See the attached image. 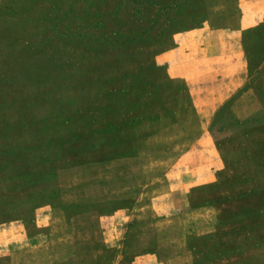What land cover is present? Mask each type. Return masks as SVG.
I'll return each mask as SVG.
<instances>
[{
	"label": "rangeland",
	"instance_id": "374dc122",
	"mask_svg": "<svg viewBox=\"0 0 264 264\" xmlns=\"http://www.w3.org/2000/svg\"><path fill=\"white\" fill-rule=\"evenodd\" d=\"M0 264H264V0H0Z\"/></svg>",
	"mask_w": 264,
	"mask_h": 264
},
{
	"label": "crops",
	"instance_id": "0c3cea01",
	"mask_svg": "<svg viewBox=\"0 0 264 264\" xmlns=\"http://www.w3.org/2000/svg\"><path fill=\"white\" fill-rule=\"evenodd\" d=\"M193 30L192 33L196 36H192V40L195 42V46L199 48L198 64L203 67V71H208L209 74L214 73L213 79H206L205 81L212 83H214V79L220 81L218 90L221 91V96L217 102L208 101V104L213 107L211 112H215L217 108L219 110L221 106L225 105L234 92L238 88H242L247 80V54L244 40L247 29ZM186 34L188 33L186 32ZM191 44L194 46V43ZM212 47H215L217 53H209ZM193 48L195 47H191V49ZM206 142L209 140L207 139Z\"/></svg>",
	"mask_w": 264,
	"mask_h": 264
}]
</instances>
